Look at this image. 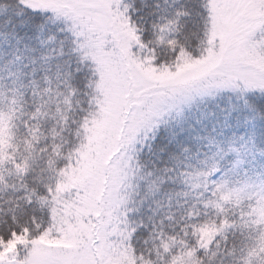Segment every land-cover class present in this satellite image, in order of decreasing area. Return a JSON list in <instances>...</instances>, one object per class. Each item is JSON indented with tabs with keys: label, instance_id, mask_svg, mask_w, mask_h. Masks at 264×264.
I'll return each instance as SVG.
<instances>
[{
	"label": "snow or ice",
	"instance_id": "6c2138e0",
	"mask_svg": "<svg viewBox=\"0 0 264 264\" xmlns=\"http://www.w3.org/2000/svg\"><path fill=\"white\" fill-rule=\"evenodd\" d=\"M0 264H264V0H0Z\"/></svg>",
	"mask_w": 264,
	"mask_h": 264
}]
</instances>
